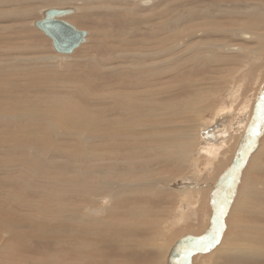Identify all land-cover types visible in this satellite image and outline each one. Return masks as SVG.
<instances>
[{
  "label": "rangeland",
  "instance_id": "rangeland-1",
  "mask_svg": "<svg viewBox=\"0 0 264 264\" xmlns=\"http://www.w3.org/2000/svg\"><path fill=\"white\" fill-rule=\"evenodd\" d=\"M0 1L3 2V5H0V137L4 140H6V137L8 138L9 135L7 134L9 132H4L6 130H11L10 132L18 134L14 138L17 139L18 144L9 145L12 140L9 142L0 140V214L2 215L0 217V264H264V166H262L264 165V151L263 154H258L256 161L249 169L247 168L252 155L262 148L260 147L262 143L264 144V111H261V116L258 120V136L253 133V130L257 128V123L254 124L255 128L252 127L251 124L254 122L253 113L255 112L251 110V112L248 111L251 114L249 115L248 124L243 129V132L240 133L241 137L239 141L240 134L238 133L230 135L228 137L230 140L227 138L233 144L238 141L234 158L229 165H224L218 169L221 164L220 162L227 161L225 154L220 158H216L217 163L214 165V169L209 171L205 168V160L200 159L199 161L198 158L199 154H208L204 147L207 144L206 141L212 143L213 140H216V138H213V134L215 137L217 135L214 131L216 129L213 125L210 126L209 124L215 117V115H212V111L216 106L218 109V105L222 107L221 104H229L228 93L231 87L234 88V85H236L235 89L239 90H237L238 92L236 91V95L238 93L242 94L243 91L247 90L248 94H252L255 97L256 90L263 85L264 0H156L153 6L147 7L140 6L138 0H123L122 2L124 3L120 6L123 8L126 6L130 7V11H128V8L124 9V11L122 9L118 10V8L114 9L119 6V3L114 4L110 0ZM52 6H73L79 9L76 13L66 16V19L78 28L87 30L89 35L88 41L75 49L73 53L62 54L56 52L51 38L34 25L35 20L42 18L41 11L44 8ZM107 6H113V9L109 10L111 12H108ZM191 10H194L195 14H197V21L202 22L205 19H210L209 21L213 22L212 26L214 28L224 30L223 33H220L223 34L222 36H215L214 33H211L210 37L203 38L204 41L221 42L225 46H237L241 49L238 52L220 50V55L214 56L206 67H201L197 60H195V64L190 62L193 65H191L193 69L190 67L183 68L178 65L177 71H179V75L175 78L179 81L177 83L186 86L184 84L187 81L198 80L200 83H203L200 85L202 89L217 87L218 91H213L220 93L216 100L209 95L213 91L209 92V94L207 93L208 91H204L202 96L208 98L209 95L212 106L215 102L216 105L213 106L212 111L205 112L204 118L199 120H202L200 122L202 126L200 142L196 141V145L199 146L197 148L198 153L195 148V156L190 159L189 165H182L176 163L174 159H166L160 152L161 144H148L146 137H143L142 133L132 131L133 137L126 138V130H133V128L130 126L126 127L127 123L122 121H126V116L132 117V121L139 120V118L142 121L143 109L134 107L135 110L132 108L130 112L127 111L128 115H126V99L123 100L125 103H123V109L120 110L114 102L107 100L102 102L98 98V102L94 103L85 100L78 96V91L85 86L93 95L97 94V97H102V93H107L109 89H103V86L99 85L107 83L109 78L115 83L120 82V84H125L122 89L118 88L121 91L126 90L123 89L126 88V78L133 79L134 77V74L128 72L126 68L140 64L139 58L136 57H130L126 60V48L138 49L144 43L148 44L149 47L156 45L155 40H157V37L154 36L153 31L156 30L154 26L159 21L158 15L161 11H165L167 18L171 19L172 17L171 20H176V18L181 19L179 14L184 15L186 18ZM181 24H189V21L184 20ZM193 29L196 28L194 27ZM239 29L256 32L259 36L249 41L240 40V38H236L234 35L235 31H240ZM128 40L136 43L131 42L126 46V41ZM113 50L119 52V54ZM54 56L58 58H49ZM13 57L21 63L14 60ZM25 57H29V60L37 59L39 61L37 63L31 62L32 60L25 62L26 60L23 59ZM7 63L14 64L15 70L10 71V66ZM110 66L118 67V70L112 73L111 70L113 69ZM203 70L206 71L204 72ZM104 75H107L109 78L106 79ZM220 76H222L223 80ZM225 77H229V81L226 82L225 80L227 79ZM203 78L206 79L203 80ZM169 79L171 81L167 82H174V77ZM11 81L14 82L10 83ZM186 87L185 91L183 89L180 90V92H183L177 96V101L174 104H178L179 99L191 94V91L188 89L189 87ZM262 90L264 91V89ZM112 91L118 90H110L109 93H112ZM74 98H77L76 101L82 105L81 107L86 105L85 111L92 114L90 116L92 118L89 120L90 124L87 122L89 127L95 130L97 134V137L92 142L93 144L97 143V147H94L96 151H94V148H92V151L102 157H99V159H102L103 163L105 162L107 166L111 167L112 172L116 171V174L112 173L108 171L107 167L106 172H111V174L107 173V175L110 174L108 178L112 176L110 179H115V181H121L124 178L123 181L126 182V176L133 175L130 168L126 166V161H129V163L133 164L130 167H135L134 174L137 177L154 176V178L162 179L171 178L172 182L170 181L168 187L174 190L175 197L172 194L163 193L159 204L148 203L147 206V203H144L143 217L137 218L136 223L133 224L130 223L129 213L124 214L123 212L126 206L123 203H126V201H119L113 206L114 213H118L117 216L119 218L114 216L115 214H112L113 216L107 219L106 216L110 214H103L104 218L103 216L102 218L108 220L109 223L100 221L95 224L94 228L96 229H92L91 223L87 222V226L92 227L87 228L89 231L92 229L90 232H93V234H89L91 236L83 233L79 234L77 226L81 223L79 224L76 221L71 222L70 219H65L66 222H64L61 219V213L57 211H51V213L50 211L41 212L45 219H49L48 221L51 219V221L58 222L53 228L44 223H42L43 227L41 225L38 227L33 225L34 229L30 222L28 225L13 223L12 221H15L13 215L15 213H23L20 205H18L20 202L24 200L29 201L32 196L34 197L31 198V200L33 199V203L43 199V196L39 198L34 191L48 192L50 190V193L53 191L51 193L54 197H52L53 199L59 194L62 195L60 198L64 203H83V201L73 199V196L79 191L78 185L76 186L71 182H58L59 178L63 177L64 174L65 178L77 180L78 174L74 167L77 165L76 159L79 160V158L75 153L71 155L70 151L77 152L80 150L75 146H73L75 149L66 146L69 143L75 144V140L67 139L69 136H66L67 138H63L62 140L64 142L69 141V143L65 142L64 146L59 143V136L52 133V136L47 135V137H51V139L50 137L48 138L51 142L44 144L41 139L43 135L39 134V132L32 134L31 130L26 134L21 133L20 130L24 128L27 122L32 123L35 118L39 119L40 122H44L43 118L47 117L45 116L46 114H50L54 118H59L63 114L68 115V113H72L77 118L83 116V109H77L75 105H73L74 107L72 106ZM247 102L251 103L252 98L250 97V100ZM258 102L257 100L256 104ZM99 108L107 109V111L101 113V111L96 110ZM69 109L71 110L69 111ZM48 118H50L49 115ZM193 121L195 120L193 119ZM219 122L224 124L223 121ZM228 122V126L232 127L234 117L230 118ZM239 123L242 127L244 126L242 120ZM40 129L49 128L44 126ZM34 135L35 138L31 137ZM137 137L141 140L139 138L137 140ZM132 139L139 141L138 144L140 142L141 145L143 143L146 144L145 148L136 147L143 149L142 153H138L132 144L127 143L126 147V141H131ZM102 143L106 144L105 148L98 146ZM26 147H28L27 150ZM242 147L246 148V150L242 155L243 157H241L242 160L240 158V164L235 165L234 161L240 156ZM25 151L27 153L28 151L31 152L28 160L34 162V165L27 162V159L24 157ZM206 156L207 159L213 158L215 160L211 154ZM67 160H71L72 162H68ZM37 161L38 165H42L41 167L36 165ZM197 161H199L200 169H204L203 178H201L203 172L201 173L198 172L199 170L194 169L193 165ZM88 162L87 164H89ZM46 163L48 166H45ZM67 163L70 166L68 170L64 167ZM210 164L211 168L213 162ZM80 166L84 171V177L91 180L97 177L91 172L93 166H86L85 162L79 163L77 168L79 169ZM231 167H233V170ZM229 169L232 170L231 174ZM126 171H128L127 174ZM192 175H194V178ZM48 176H51V179H53L50 180L49 178V181H47ZM15 177H22V180L25 179L23 182L27 183V186L22 184V187L19 188L21 186L19 182L10 180V178ZM118 177H121V180ZM225 179L226 183L222 184V180ZM32 183L33 185H31ZM13 184L14 186H12ZM220 184H222V188ZM40 185H44L43 188ZM230 185L232 186L230 187ZM50 186L54 187V189L50 188ZM190 188H201L200 193L202 195L196 196L195 194L194 199L196 197L197 199L193 200L197 201V206L194 207L195 209L192 207L198 212L196 214L197 218H195L196 220L173 222L172 220L179 208L190 210V207H182L181 205V199L184 198L181 191ZM244 188L246 190L245 194L242 192ZM15 189H18L19 192ZM230 189L235 199L232 198V204L229 205L227 203L228 206L225 207L226 199L228 198L227 194ZM252 190H256V195L254 192L252 195L247 192ZM10 191L17 192L19 203L16 204L12 199L8 200L7 193H11ZM72 191L73 196L71 195ZM236 192L238 194L235 197ZM247 193L249 194L248 196ZM147 194L149 192H145V195ZM110 199L112 200L110 196H108V199L105 198V203ZM102 200L100 202L104 203V198ZM234 201L236 202L231 207ZM188 202L193 203L191 200H188ZM10 206H12V209L9 208ZM192 208L191 210H193ZM8 210H13L14 213H10L11 211L9 212ZM83 211L81 212L83 213ZM35 212L38 211L36 210ZM81 212L76 213L81 216ZM62 221L64 222V226ZM13 224L14 227H12ZM186 224L191 225V228L183 232L186 229L183 228ZM236 224H238L239 228ZM232 225L233 228H231ZM103 227L104 229H102ZM228 228H230L233 235H231L232 233H230ZM30 229L31 231H29ZM243 232L247 234L243 235ZM226 234L227 236H225ZM249 234L253 236H249ZM225 237H227V241ZM237 237H244L245 240L239 241V243L244 244L239 245L235 239ZM222 242L224 244L219 247ZM4 244L6 247H3ZM237 245L241 246V248L245 247L243 249L247 253L243 254L239 252L240 255L237 256V250L233 251ZM230 248L232 249L230 250Z\"/></svg>",
  "mask_w": 264,
  "mask_h": 264
},
{
  "label": "bare ground",
  "instance_id": "bare-ground-1",
  "mask_svg": "<svg viewBox=\"0 0 264 264\" xmlns=\"http://www.w3.org/2000/svg\"><path fill=\"white\" fill-rule=\"evenodd\" d=\"M2 1H4V0H2ZM110 1H113L114 4L115 3L116 4L119 3V6L115 7L114 9L118 8V10L122 9L123 11L126 8H128V11H130V9H131L130 7H127V6L124 7V8L120 6V5H122L124 3V2H122L123 0H110ZM155 1L156 0H138V4L140 6H145V7L153 6ZM126 3H127V1H126ZM0 5H3V2L0 1ZM113 6H111V7L107 6L106 9L108 10V12H111L109 10L113 9L112 8ZM253 8H254V6H253ZM78 10L79 9L76 8V12ZM158 16H159L158 17L159 21L156 23V26H154L156 28V30L153 31L154 36L157 37V40H155L156 45L154 47H152V46L149 47L148 44L144 43V44H141L140 45L141 48L139 47L138 49L126 48V60L128 58H130V57H133V58L136 57V58H139V60H140V64L132 65V66L126 68L128 72L134 74L133 79H127L126 78V88H123V89H126V90L121 91L118 88V87H120L122 89V87L125 84H120V82L115 83L107 75H104V77L106 79L109 78L108 82L107 83H102L99 86H103V89H109V91L107 93L103 92L102 93V97H97L96 96L97 94L93 95L92 92L87 87L83 86L78 91V96H80L81 98H83L85 100H89L92 103L98 102L97 98L100 101L102 100V102L106 101V100L109 101V102H114L115 105L120 110L123 109V103H125L123 100L126 99V113H127V111L130 112L132 110V108L135 110L134 107L139 108V109H143L142 110L143 111V120L142 121L140 120V118H139V120L132 121L131 120L132 117H128V116H126V121L125 120L124 121L120 120L122 122H126L127 123V124L125 123L126 127L130 126V127L133 128V130H129V129L126 130V138L129 139V138L133 137V134H131L132 131L133 132H137V133H142L143 137H146V140L148 141V144H152V143H154L155 145L161 144L160 152H161V154L163 156H165L166 159L167 158L168 159H174V161L176 163H178V164L180 163L182 165H185V164L189 165L190 159L193 156H195V154H194V149L195 148H196L195 149L196 152L198 153V149L197 148L199 146L196 145V141L200 142L201 126H202V124L200 123L202 120L201 121H199V120L201 118H204L205 112L208 113V112L212 111L211 109H213L214 108L213 106L216 105L215 104L216 102H215V103H213L214 105L212 106V104L210 103L209 95L217 100V97H219L218 94L220 95V93H217L216 91H213V90H217V87H211V89H210V87H208V88L206 87L205 90L208 91L207 92L208 94L211 91H213L214 93L211 92V94L208 95V98H205V97L202 96L205 90L202 89V87L200 86L203 83H200L198 80H193V81L191 80V81H187L184 84V85L189 87L188 89L191 91V94L186 96V97H183V98L179 99L178 104H174L177 101L176 100L177 96L181 95L182 92L185 91V89H187L186 86H183V85L177 83L178 80L175 79L176 76L179 75V73H178L179 71H177V68L179 66H182L183 68H185V67L192 68L191 65L195 64V60H197L200 63L201 67H206L208 62L214 56L217 57L218 55H220V50L238 52L241 48H238L237 46H228V45L225 46V45L221 44V42L220 43L219 42L216 43V42H213V41H204L203 38L204 37H208L211 33H214L215 36H217V35L222 36L223 34H220V33H223L224 30H220V28H214L212 26L213 22L209 21L210 19L209 20L208 19H205V20L203 19L204 21H202V22L201 21H197L198 17H197V14H195L194 10L189 11V14H188V16L186 18H185L184 15L179 14L181 19L180 18H176V20H171L172 17H171V19L167 18L166 14H165V11H161V13ZM207 17H210V16H207ZM184 20H186V21L188 20L189 24L182 25L181 23ZM194 27L196 29H193ZM132 30H131V32H132ZM126 32L128 33L127 30H126ZM235 32H236L234 34L235 37L236 38H240V40L242 39L244 41L253 40V39H255L256 37L259 36L256 32H252V31L247 30V29H242L240 31H235ZM231 39H233V38H231ZM131 42H133V41L132 40L126 41V46H127V44H130ZM102 43H105V42H102ZM133 43H136V42H133ZM113 51L115 53L119 54V52H117L115 50H113ZM28 58L29 57H25L23 59L26 60L25 62H29V61L32 60V59L29 60ZM49 58L55 59V58H58V57L54 56V57H49ZM13 59L17 60V62H20L15 57H13ZM96 59H98V58H96ZM38 61L39 60H37V59H33L31 62L37 63ZM187 63H190V64H187ZM8 65L10 66L9 67L10 71L11 70H15L14 69L15 68L14 64L9 63ZM110 67H111V69H113V70H111L112 73H115L116 72L115 70H118V67H114V66H110ZM107 72H108V70H107ZM222 76H220L221 79H222ZM171 77H174V79H173L174 82L173 83L172 82L171 83L167 82L169 80L171 81V79H169ZM205 79L206 78H203V80H205ZM226 79H227V80H225L226 82L229 81L228 80L229 77L226 78ZM13 82L14 81H11L10 83H13ZM183 82H185V81H183ZM262 83H263V85L261 86L262 88L258 87V90H256L255 95H254L255 97H253L252 94H248L249 92L247 90L243 91L242 94L238 93L236 95V91L238 89H235L236 85H234V88L231 87V89L229 90V93H228V99L230 100L229 104H227V105L226 104H221L222 107H219V105H218V109H217V106L213 109L212 115H215V117L211 120V122L209 121L210 122L209 124H210V126L213 125V127L216 129V130H214L217 133L216 137L213 134V138H216V140H213L212 143L210 141H206L207 144L204 147L206 148V152H208V154H211L215 158V160H213V158L212 159L211 158L207 159L206 155H208V154H199V157H198L199 161H200V159H204L205 160V164H206L205 168H206V170H209V171L213 170L214 169V165L217 163V159L216 158H218V157L220 158V157H222L225 154H226L225 156H227L226 157L227 161L226 162H220L221 164L218 167V169H220V167H222L224 165H227V164L229 165L231 163V161L233 160L234 155H235V149H237L238 141H239V139L241 137L240 133L243 132V129H245V126L248 124L249 115L251 114L249 112H251V110H254V112H255V113H253L254 122L251 124L252 127L255 128L254 124L257 123V128H256V130H253V133H255L256 136L259 135V132H258L259 131V129H258V127H259L258 126V120H259V118L261 116V111H264V91L262 90V89H264V80H263ZM237 88H239V87L237 86ZM64 89H66V88H64ZM95 89H97V88H95ZM181 89H183L182 92H180ZM110 90H118V91H112V93H109ZM66 91H67V89H66ZM250 97L252 98V102L248 103L247 101L250 100ZM101 98H103V99H101ZM76 99L75 98L73 99L72 106L75 105L77 107V109H83L82 110L83 111V116H80V117L77 118V117L73 116L72 113L71 114L68 113V115H64L63 114L59 118H54L53 116L48 114L49 117H50V118H48V115L46 114L45 116H47V117L43 118L44 122H40L39 119L35 118L34 121H32V123L27 122L24 125V128H22L20 130H21V133H26V134L29 133V131H31V130H32V134L39 132V134L43 135L44 139L43 138H41V139H42L44 144H49L51 142V140L49 141L48 138L50 136H52V133H55V134H57L59 136L58 137L59 138L58 139L59 143H61L62 145L65 146V142L66 141L64 142L62 139L63 138L66 139L67 138L66 136H69L67 139L75 140V144L74 143H69V141H68L66 143H69V144L68 145L66 144V146H68V147L75 146V147H77V149L79 148V150H80V151H77V152L76 151L75 152H73V151L71 152L70 151L71 155H72V153L73 154L75 153L77 155V157L79 158V160L81 161L80 162L79 160L76 159V164L78 165L79 163L81 164L82 162L83 163L85 162L86 166H93V168L91 169V172H92V174H95L97 177L94 180H91V179H88V178L84 177V174H83L84 171L82 170L81 166L78 169L77 165H76L74 168H76V171H77V174H78L77 180H72L71 178H65V174H64V176H63L64 178L63 177L59 178V176H58V178H59L58 182H62V181H63V183L71 182V183L75 184L76 186L78 185L79 191L75 190V191H77L76 195L73 196V191H72V194L71 193H69V194H71L74 197V198L72 197L73 199H77L79 201H83V203H79V202H74V204L64 203L63 200H61V198H60V197H62V195H59V194H58V196L55 199H53L54 197L51 195V193L53 191L50 193L49 192L50 190L48 192L34 191L38 195L39 198L41 196H43V199L42 200H38V202L36 201V203H33V201H32L33 199L31 200V198L33 197L32 196L29 199V201L31 200V202L26 201V200L20 202V204H18V205H20L21 209L23 210V213H15L13 215L14 216L13 219L15 220V221H12L13 223L14 222H15V224L23 223V224H27L28 225L29 222H30L32 224V225L30 224L32 227H33V225L35 227H38L39 225L42 226V223H44L45 225H49V227L52 226V228H53L54 225H57L58 222L51 221V219H50V221H48L49 219H45L44 215L41 212L45 213V212H49L50 211V213H51V211H57V212L61 213L60 216H61V219L64 222H66L65 219H70L71 222L76 221L79 224L81 223L80 225L77 226V228H78L77 231H78L79 234L83 233L85 235H89L90 233L93 234V232H90L92 229H96V228H94L96 223H98L100 221L109 223L108 220H106V219L104 220L103 219L104 218L103 214H106V213L110 214L109 216H106L107 219H109L111 216H113L112 214H115L114 216L118 217L117 216L118 213H114L115 211H114L113 206H115L119 201H122V200L126 201V203H123V204H126L125 208L123 209V212H124V214L125 213L126 214L129 213V215H130V223L133 224V223H136L135 221L137 220V218L142 216V212H144L143 211L144 210L143 207L145 205L144 203H147V206H148V203H154V204L158 203L159 204L160 200H162L161 196H162L163 193H167L168 195L172 194L175 197L176 194L174 193V190H172V189H170L168 187L170 185V181L172 182L171 178L168 177L169 179H167V178H165V179L163 178L162 179V178H154V176L137 177L134 174L135 173V171H134L135 167H130V166H133V164L129 163V161H126V166L128 168H130V170L133 172V175L132 176H126V182L123 181L124 178H122V180H121L120 179L121 177H118V179H120L121 181H118V180L115 181V179L114 180L110 179L112 176H110V178H108L109 175L112 172L111 171L112 168L107 166V164L105 162L103 163L102 159L101 160L99 159V157L102 158L100 155H97V154H95L92 151V148H94L95 146L97 147V143H95V144L92 143L95 140L94 138L97 137V134H96L95 130H92L89 127V125H88V123L90 124L89 120L92 118V117H90L92 114L87 113V111H85L86 110L85 109L86 105L84 107H81L82 105L79 104L76 101ZM257 100L259 102L256 104ZM223 106H224V108H223ZM71 109H69V111ZM139 109H136V110H139ZM96 110L97 111H101V113L107 111V109L104 110V109H100V108L96 109ZM217 110H218V112H217ZM78 111H80V110H78ZM126 115H128V113ZM232 117H234V122L232 123V127H229L228 126V124H229L228 121ZM46 118H48V119H46ZM170 118H172V120H170ZM192 118L195 121H193ZM262 119H263V117H262ZM240 120L243 121V125H244L243 127L239 123ZM219 121H223L224 124L222 122H219ZM209 124H208V126H209ZM263 125H264V123H263ZM44 126L49 128V129H40V128H43ZM226 126H227V128H226ZM30 128H32V129H30ZM204 129H205V127H204ZM219 130H220V132H218ZM10 131L11 130L4 131V132H9L7 134L9 136H8V138L6 137V140H4V139H2L0 137V140L4 141V142H9L10 140H12L9 143V145L18 144L17 139H14L18 134L10 132ZM260 132H262V131H260ZM237 133L240 134V136L238 138V141L235 144H233L231 141H228V139H229L228 137L230 135L232 136V134H237ZM199 134H200V136H199ZM35 135L31 136V137L35 138ZM47 135H50V136L47 137ZM138 138L139 137H137V140H138ZM161 138H162V142H161ZM50 139H51V137H50ZM143 139H145V138H143ZM196 139H198V140H196ZM246 140H247V138H246ZM35 141H39V140H35ZM138 142L139 141H136L135 139H132L131 141H126V147H127V143L128 144H132L135 147V149H137L136 151L138 153H142L143 149H140V148H142V147L145 148L146 144L143 143V145H141L140 144L141 142L139 144H138ZM31 144H32V142H31ZM98 146L101 148V147L106 146V144L102 143V144H99ZM136 147H140V148H136ZM260 147H262V148L260 150H258L257 153L255 152L252 155V157H251V159L249 161V164L247 166L248 169L256 161V158H257L258 154H263L264 144L262 143V145ZM27 148L28 147H26V150H27ZM94 149H95L94 151H96V148H94ZM245 150H246V148L242 147V150H241V152L239 154L240 156L237 157V159L234 161L235 165L240 164L239 161L242 160L241 157H243L242 155L244 154ZM30 154H31V152L28 151V153L27 152L24 153V157L27 159V162L32 163L34 165L35 164L34 162H31L30 160H28V158L30 157L29 156ZM126 156H127V154H126ZM225 156H224V158H225ZM240 158H241V160H240ZM67 161L68 162L69 161L72 162L71 160H67ZM88 161H90V162H88ZM199 161L195 162V165H193V166H194L195 170L197 169V170H199L198 172L202 173L204 169H202V168L200 169ZM87 162L89 164H87ZM212 162H213V164H212V167L210 168L209 164L212 163ZM36 165L38 167L42 166V165L41 166L38 165V161H37ZM45 166H48L47 163H46ZM262 166H264V165H262ZM64 167H65L66 170L70 169V166H69L68 163L66 164V166L64 165ZM64 167H62V168H64ZM107 167L109 169L108 171H111V172H106ZM261 167H259V168H261ZM231 169L233 170V167H231ZM231 169H229L231 171V172L229 171L230 174L232 173ZM247 171H246V173H247ZM115 172H112V173H115ZM107 173H110V174L107 175ZM127 173H128V171H126V174ZM106 175H107V177H106ZM203 175H204V172H203L201 178H203ZM116 176H115V178H116ZM192 177L194 178V175H192ZM15 178H10V180L13 181V182L14 181L15 182L16 181L19 182L20 185H21L19 188L22 187V184L24 186H27V183L23 182V180H25V179L22 180V177H17L16 178L17 180H16ZM49 178H50V180L53 179V178L51 179V176H48V180L47 181H49ZM197 179H198V177H197ZM245 179H246V177H245ZM6 181H8V180H6ZM45 183H48V182H45ZM225 183H226V179L222 180V184H225ZM222 184H220L221 188L223 187ZM9 185H10V183H9ZM31 185H33V183ZM38 185H39V183H38ZM242 185H243V183H242ZM12 186H14V184ZM40 186H42V188H43L44 185H40ZM149 186H152V187H149ZM231 186L232 185H230V187ZM50 188H52V187L50 186ZM26 189H27V187H26ZM52 189H54V187ZM15 190H18V189H15ZM29 190H34V189H29ZM35 190H37V189H35ZM200 190H201V188H199V189L190 188V189H185V190L181 191L183 193V197H184L183 199H181V205H182V207H187V208L190 207V210H186V209L184 210L182 208H179L180 210L178 209L177 214L175 215L174 219L172 220L173 222H179L180 220H191V219L196 220L195 218H197L196 214L198 212H196V210H194L195 209L194 207L197 206V201H193V200L197 199V197H196V199H194L195 194H196V196L202 195L200 193L201 192ZM245 191L246 190L244 188V190L242 191L243 194H245L244 193ZM255 191L256 190H252L250 192L247 191V192L250 195H252L253 192L255 194ZM17 192H19V190ZM17 192H14V191L11 192V193L8 192L7 193L8 200L10 201V199H12L16 204L19 203L18 202ZM38 192H40V193H38ZM145 192H149V194L145 195ZM175 192H177V191H175ZM231 192H232V190L230 189L229 193L227 194L228 198L226 199L225 207H227L228 204L231 205L232 204L231 203L232 200L235 199ZM248 193H247V196L249 195ZM230 194H232V195H230ZM237 194H238V192H236L235 197L237 196ZM54 196H56V195H54ZM108 196H110L112 198V200L110 199V200L106 201L107 203H105V198L108 199ZM260 196H262V195H260ZM207 197H208V195H207ZM69 198H70V196H69ZM102 198H104V203H101L103 201ZM170 198H173V197H170ZM26 199H28V198H26ZM67 199H65V200H67ZM100 200H102V201L100 202ZM188 200H191L193 203H189L190 201L188 202ZM199 201H200V199H199ZM235 202L236 201H234V203H233V205L231 207L234 206ZM71 203H72V201H71ZM207 205H208V203H207ZM9 208L12 209V206H10ZM191 208L193 210H191ZM80 209L84 210L83 213L81 212L82 210H80ZM36 210L38 212H35ZM10 211H9L10 213H14L13 210H10ZM9 212H7V213H9ZM76 212H81L82 213L81 216L79 214H77ZM76 215H78V216H76ZM1 216L2 215L0 214V217ZM45 216H47V215H45ZM102 216H103V218H102ZM229 216H231V215H229ZM218 220H219V218H218ZM63 221H62V224L64 223ZM87 222H90L93 228L92 227H88L87 226ZM6 224H7V222H6ZM10 224H11V221H10ZM99 224H101V223H99ZM188 224H186V226L183 227V228H186L185 230H183V232L186 231V230H189L191 228L190 227L191 225H188ZM229 225H231V224H229ZM236 225L238 227V224H236ZM1 226L4 228L3 225H1ZM63 226H64V224H63ZM227 226H228V224H227ZM239 226H240V224H239ZM12 227H14V224H13ZM234 227H236V226H234ZM39 228H38V230H39ZM87 228H92V229H90V231H89ZM231 228H233V225L231 226ZM247 228H249V227L247 226ZM252 228H253V226H252ZM31 229L29 231H31ZM33 229H34V227H33ZM102 229H104V227ZM228 229L230 231V228H228ZM245 229H246V227H245ZM252 230H254V229H252ZM255 230H257V229H255ZM15 233H16V231H15ZM230 233H232V232L230 231ZM244 234H247V233L243 232V235ZM17 235H19V234L17 233ZM36 235H38V234H36ZM95 235H96V233H95ZM231 235H233V233ZM250 235L251 234H249V236ZM4 236H6V235L4 234ZM89 236H91V235H89ZM225 236H227V234ZM251 236H253V235H251ZM25 237H26V235H25ZM87 238H88V236H87ZM225 238H226L225 240L227 241V237H225ZM235 239L237 240L238 243H239V241L242 242L243 240H245L244 237H240V238L237 237ZM246 239H247V237H246ZM231 240H232V238H231ZM251 240H252V238H251ZM256 242L259 243L258 241H256ZM199 244H200V242H199ZM223 244H224L223 242L220 243L219 247L221 245H223ZM240 244L242 245L244 243H239V245ZM239 245H237L236 248L233 249V251L237 250L236 255L239 256L240 255L239 252H241L243 254L247 253V251H245L243 249L245 247L241 248V246H239ZM3 247H6L5 244H4ZM229 247H231V246H229ZM232 248H230V250ZM217 252H218V250H217ZM240 257H238V258H240ZM256 259H258V258H256Z\"/></svg>",
  "mask_w": 264,
  "mask_h": 264
},
{
  "label": "water",
  "instance_id": "water-1",
  "mask_svg": "<svg viewBox=\"0 0 264 264\" xmlns=\"http://www.w3.org/2000/svg\"><path fill=\"white\" fill-rule=\"evenodd\" d=\"M76 13L73 6H52L41 11L42 18L34 21V25L51 38L56 52L70 54L88 41L89 32L78 28L66 19Z\"/></svg>",
  "mask_w": 264,
  "mask_h": 264
},
{
  "label": "crops",
  "instance_id": "crops-1",
  "mask_svg": "<svg viewBox=\"0 0 264 264\" xmlns=\"http://www.w3.org/2000/svg\"><path fill=\"white\" fill-rule=\"evenodd\" d=\"M183 184V183H182Z\"/></svg>",
  "mask_w": 264,
  "mask_h": 264
}]
</instances>
